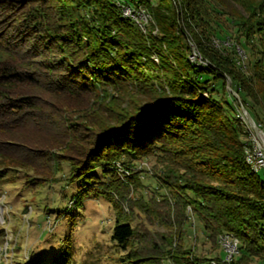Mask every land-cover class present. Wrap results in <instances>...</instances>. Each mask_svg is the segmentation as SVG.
I'll list each match as a JSON object with an SVG mask.
<instances>
[{"label": "trees", "instance_id": "trees-1", "mask_svg": "<svg viewBox=\"0 0 264 264\" xmlns=\"http://www.w3.org/2000/svg\"><path fill=\"white\" fill-rule=\"evenodd\" d=\"M232 1L240 11L227 0H0L11 24L0 21V166L36 172V159L49 175L66 163L67 185L81 182L72 204L88 193L113 203L126 264H264V178L237 119L241 103L264 132V0ZM149 156L154 187L133 165ZM130 187L153 196L127 199ZM135 213L168 233L133 227ZM194 221L212 251L221 235L237 240L229 263L197 253L196 232L186 244Z\"/></svg>", "mask_w": 264, "mask_h": 264}, {"label": "rangeland", "instance_id": "rangeland-1", "mask_svg": "<svg viewBox=\"0 0 264 264\" xmlns=\"http://www.w3.org/2000/svg\"><path fill=\"white\" fill-rule=\"evenodd\" d=\"M227 3L230 8L240 11V7L232 0H227ZM125 11L130 13L129 9ZM132 17L137 18L134 15ZM140 18L147 22L142 12ZM0 21L3 19L0 18ZM4 22L6 23L3 21V24ZM7 23L10 24L8 20ZM59 28L61 30L62 27ZM8 31L15 30L11 28ZM17 33H20V30ZM8 43L18 51L19 45L15 44V36L10 42L8 40ZM69 46L73 47V43ZM239 55L238 61L241 64L246 61V56L241 50ZM112 94L115 93L112 92ZM90 98L93 101V97ZM240 104L238 103L242 110ZM124 106L126 107V104ZM244 127L248 134H244L242 140L248 143L250 154L253 155L254 151L264 153V145L252 126L244 125ZM258 132L264 140V132L259 127ZM95 133L96 131L85 128L82 131L87 138L92 134L90 144H93L95 140ZM71 155L69 154V159L76 160V156ZM33 161L37 162L39 171L40 161L36 159ZM155 161V157L149 156L133 163L138 170H145L141 172L142 181L145 184L150 183L152 187L155 186L154 179L151 178ZM63 164L64 172H53L49 175L40 171L35 172L33 169L31 171L0 166V264H126L122 258L127 251L123 253L117 247L115 248L112 240L117 213L113 203L103 195L95 196L94 193H88L82 202L72 204L81 193V182L74 181L67 185L65 180V175H68L65 168L67 164ZM115 167L119 176L128 174V170L124 167L120 165ZM259 173L264 178V168L259 170ZM140 189L141 191L136 192L130 187L127 199H140L141 192H144L143 196L147 198L148 195L153 196L151 195L153 190ZM117 203L125 213H129V203H126V200H119ZM127 220L137 229H146L145 233L151 237H154L155 233L161 235L168 233L167 227L161 225L157 218H146L143 215L138 217L135 213L134 218L129 217ZM186 230L188 246L192 245L195 232L199 236L197 253L225 257L222 246L217 251L211 250L210 245L201 237L197 222L194 221L188 225ZM154 243L157 246L156 240ZM140 247L142 250L147 249L143 238ZM152 260L158 261L157 258Z\"/></svg>", "mask_w": 264, "mask_h": 264}, {"label": "built area", "instance_id": "built-area-1", "mask_svg": "<svg viewBox=\"0 0 264 264\" xmlns=\"http://www.w3.org/2000/svg\"><path fill=\"white\" fill-rule=\"evenodd\" d=\"M128 13L129 12L126 11V15H128ZM237 119L241 122H245L249 127L250 124L246 122V118L242 110L238 111ZM250 151V148L247 147L246 152L248 156V162L252 165L256 172H259V170L264 168V153L262 151H254L252 155L250 154ZM219 244L224 250V261L229 263L233 256L237 253V240L227 234H224L219 237Z\"/></svg>", "mask_w": 264, "mask_h": 264}, {"label": "water", "instance_id": "water-1", "mask_svg": "<svg viewBox=\"0 0 264 264\" xmlns=\"http://www.w3.org/2000/svg\"><path fill=\"white\" fill-rule=\"evenodd\" d=\"M190 45H191V48H192V57L195 58V57L198 56L197 53H196L195 46H194L192 43H190ZM228 89H229V91H230V92H231V93H232L237 99H239L238 94L235 93V92L232 90V81H231V80H229ZM239 100H240V99H239ZM242 111H243V113H244V115H245V118H246L247 122L252 126V128H253V130L255 131L256 135L258 136V138L260 139V141H261L262 144L264 145V140L261 139V137H260V135H259V132H258V126H257L255 120L253 119V117L251 116V114L247 111V109H246L244 106H242Z\"/></svg>", "mask_w": 264, "mask_h": 264}]
</instances>
